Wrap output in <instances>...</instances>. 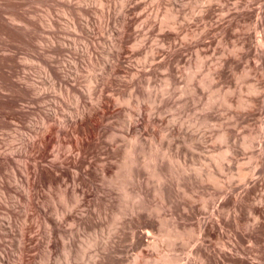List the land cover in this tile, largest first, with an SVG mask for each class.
<instances>
[{
  "label": "rangeland",
  "instance_id": "374dc122",
  "mask_svg": "<svg viewBox=\"0 0 264 264\" xmlns=\"http://www.w3.org/2000/svg\"><path fill=\"white\" fill-rule=\"evenodd\" d=\"M259 17L264 26V0H0V59H14L0 60V158L26 144L21 135H37L30 152L37 157L49 125L45 160L58 151L67 175L36 179L27 207L20 158L0 168V222H11L0 229V264H19L20 245L23 264H168L165 256L203 264L199 245L233 264L235 214L220 200L251 182L247 204L264 207ZM10 81L33 89L18 96ZM43 107L57 111L46 123ZM83 112L90 115L80 122ZM244 134L254 137L249 149ZM79 142H88L84 153ZM209 173L228 185L206 180ZM202 221L212 233L197 240ZM253 223L244 210L240 257L264 264ZM174 227L190 235L169 243Z\"/></svg>",
  "mask_w": 264,
  "mask_h": 264
},
{
  "label": "bare ground",
  "instance_id": "6f19581e",
  "mask_svg": "<svg viewBox=\"0 0 264 264\" xmlns=\"http://www.w3.org/2000/svg\"><path fill=\"white\" fill-rule=\"evenodd\" d=\"M211 9V8H210ZM249 10V9H248ZM242 12V11H241ZM247 13V12H246ZM253 13V11H252ZM260 13H263V11H261ZM256 14V12H255ZM209 15V14H208ZM243 15V14H242ZM171 16V15H169ZM167 17V16H166ZM258 17V16H257ZM219 21V20H218ZM224 21V20H223ZM163 24V23H162ZM217 24V23H216ZM256 24L260 29V35L257 37L258 39V47L257 50H259L261 53H263L264 50V26L262 23V18L259 17L256 20ZM255 24V25H256ZM50 27H52V25H49ZM164 26V25H163ZM218 26V25H217ZM224 26V25H223ZM127 28V27H124ZM164 28V27H163ZM52 29V28H51ZM166 29V28H165ZM164 29V30H165ZM127 30V29H126ZM124 31V30H123ZM162 33V32H161ZM164 34V32H163ZM195 35V34H194ZM243 36V35H242ZM196 37V36H195ZM161 39V38H160ZM251 41V40H250ZM241 42V41H240ZM241 48L243 49L244 47H246V42H242L241 44ZM172 48V47H171ZM240 48V46H239ZM238 49V48H237ZM165 50V49H164ZM173 51V50H172ZM243 51V50H242ZM256 51V50H255ZM239 52V50H238ZM254 52V51H253ZM233 54V53H232ZM243 54V53H242ZM255 55V53H254ZM163 58V57H162ZM237 58V57H236ZM239 58V57H238ZM258 59V58H257ZM1 61L4 62H9V64H13L14 63V59L13 57H3L2 59H0ZM161 60V59H160ZM239 60V59H238ZM221 63L223 64L224 62H226V59L220 60ZM3 63V62H2ZM4 64V63H3ZM221 64V66H222ZM13 66V65H12ZM220 66V67H221ZM14 69V68H13ZM164 69V68H163ZM57 70V69H56ZM61 71V70H60ZM59 71V72H60ZM4 72V71H3ZM9 72V71H8ZM219 72V71H218ZM217 72V73H218ZM63 73V72H62ZM5 74V73H4ZM12 74V73H11ZM50 76H54L56 78H60V77H64L61 76V74L59 75V73H57V71H50ZM65 78V77H64ZM61 78V79H64ZM5 80V79H4ZM54 80V79H53ZM56 80V79H55ZM9 81V80H8ZM7 85V84H6ZM25 85V84H24ZM9 89L8 91H10L11 93H15L18 96H23L26 93H30V90L33 89L31 86H24L21 87V85L17 84V83H13V82H9L8 84ZM39 90V89H38ZM37 92V90H35ZM35 91H33L35 93ZM250 93L252 94H256L257 90L255 88H251L249 89ZM39 92V91H38ZM37 92V94H38ZM32 93V92H31ZM41 93V92H40ZM36 94V93H35ZM43 94V93H42ZM14 95V94H13ZM31 95V94H30ZM40 95V94H38ZM35 97V96H34ZM33 97V98H34ZM32 98V99H33ZM37 98V97H36ZM259 99V97L257 96H252L249 97V99L246 102H240L239 106H249L252 103H254L255 101H257ZM4 100V99H3ZM38 100V99H37ZM34 101V100H33ZM41 101V100H40ZM162 102V101H161ZM228 102V101H226ZM230 103V102H229ZM1 104V103H0ZM44 104V103H43ZM227 105V104H226ZM11 106V105H10ZM45 106V105H44ZM40 107V106H39ZM50 108V107H49ZM13 109V108H12ZM54 109V108H52ZM50 110L47 108H44L41 110L42 114H43V122L46 123V119L48 117L51 116H55L56 115V110ZM15 110V109H14ZM93 110V109H92ZM19 111V110H18ZM56 111V112H55ZM20 112V111H19ZM20 115V114H19ZM90 115V113H85L83 112L80 118V122H85L88 119V116ZM54 118V117H53ZM50 119V118H49ZM54 120V119H53ZM79 120V119H78ZM57 122V121H56ZM77 122V121H76ZM59 124V123H58ZM82 124V123H81ZM128 124V123H127ZM133 124V123H132ZM78 125V124H77ZM130 127V125H128V128ZM137 129V128H136ZM51 130V127H49V125H45V127L43 128L42 132L39 134V144H38V151L37 154L38 156L35 157V155H31L30 152H32V148L34 146L35 143V137L32 136H25V135H21L22 136V140L26 141V144H22L21 147L19 148H9V153L7 155H5L2 159L0 158V168H10V166L12 165V163L14 162L15 158H20L21 160V165L19 168V172H20V177H22L25 180V201H26V205L27 207L33 206L34 204V199H33V189L35 187V180L38 178H49L51 180H57L60 176L62 175H66V171L64 170V168L61 166V154L57 151L54 155H53V159L51 161L45 160L46 157V149H47V144H48V138H47V133H49ZM22 133V132H20ZM226 133V132H225ZM239 133V131H238ZM264 133V132H263ZM228 134V133H227ZM227 134L222 135V138H225ZM24 136V137H23ZM138 136V135H137ZM161 136V135H160ZM165 139V138H164ZM227 139V138H225ZM224 140V139H223ZM254 140V137H252V135L250 134H244L243 138H242V146L244 149H249L251 147V144ZM89 141V140H88ZM264 141V140H263ZM79 142V146H80V150L81 153L85 152L87 143L86 142ZM77 144V143H76ZM263 145L261 147L262 150L264 151V142L262 143ZM36 146V145H35ZM35 148V147H34ZM32 150V151H31ZM35 150V149H34ZM229 149L226 148V151L224 153H229L228 152ZM35 152V151H34ZM223 153V154H224ZM33 154V153H32ZM227 155V154H225ZM163 156V155H162ZM64 158V157H63ZM223 158V157H222ZM37 159H41L40 161H38ZM149 161V160H147ZM126 162V161H124ZM78 163V158L74 159V167H76V164ZM131 167V166H130ZM88 169V168H87ZM220 171L223 173V168L220 167ZM220 174V173H219ZM31 175V178H30ZM202 177V176H201ZM247 174L243 173V172H239V179L241 180H246ZM226 180H228L227 177H225ZM78 179V178H77ZM201 179V178H200ZM206 180L212 182L213 184L220 186V187H224L226 185H228L227 181H221L219 179H217L214 174L209 173L208 175H206L205 177ZM75 180V178H74ZM253 180V179H252ZM251 180V181H252ZM207 181V182H208ZM261 182V181H260ZM230 183V182H229ZM253 183V182H252ZM262 183V182H261ZM244 184V183H243ZM246 184V183H245ZM250 183H248V185L240 192H238L235 196H233V198H231L230 196H228V192H226V197L223 200H220V204H221V208L222 209H229V207H232L230 209L233 210L235 216H234V223L232 226V237H233V241L235 242V244L237 245V247H234L236 252L239 254V256H236L235 258L232 257L231 261L233 264H254V262H248L247 260H244L240 257V254H244V251L239 247V242H238V237H237V230L240 228V214L246 210V212L248 213L249 216H252L253 218V225L251 227L252 231H254V229L256 230L257 234H250V238L252 240V243L255 244V246L257 247L258 251L260 252L261 256H264V207L262 206L261 201L258 202L257 204L254 203H248V201H250V197L249 195H251V189L255 186V184L252 185V187L249 186ZM240 186V185H239ZM78 187V186H77ZM263 187V186H262ZM261 187V188H262ZM229 188H232L231 186ZM243 188V187H242ZM226 189V188H225ZM239 189V187H233V189ZM263 194H264V187H263ZM127 192V191H126ZM122 193V201H121V205L119 206V212L120 213V209L124 206L125 202L127 201V199L129 198V194L128 193ZM161 192V191H160ZM261 192V191H260ZM224 194V193H223ZM121 196V195H120ZM158 196V195H157ZM225 196V195H224ZM257 196V195H256ZM83 197H79L77 195L74 196V202L75 204H79L81 202ZM255 198V197H254ZM262 198V197H261ZM256 199V198H255ZM259 200V199H258ZM206 202V201H205ZM253 202V201H252ZM264 204V203H263ZM203 207L206 208V204H203ZM217 208H215L216 210ZM214 210V211H215ZM204 211V210H203ZM218 211V210H217ZM221 211V210H220ZM223 211V210H222ZM226 211V210H225ZM138 212V211H137ZM213 213V211H212ZM232 213V212H231ZM220 214V213H219ZM63 216L60 217V219ZM117 217V214L115 215V218ZM229 218V217H228ZM7 219V218H6ZM219 220V219H218ZM59 221V220H58ZM10 220L7 219L5 221L0 222V229L4 230L5 229V224H10ZM161 223V222H160ZM220 224H225V222L223 223L222 221L219 222ZM197 225V224H196ZM220 226V225H219ZM249 226V225H248ZM9 227V225H8ZM224 227V226H223ZM247 227V226H246ZM7 228V227H6ZM215 228V227H214ZM23 231L24 229L22 228L20 230V236H23ZM191 231V230H190ZM189 231V232H190ZM243 231V230H242ZM241 231V232H242ZM7 232V231H6ZM142 232V231H141ZM1 233V232H0ZM9 233V232H8ZM193 233V232H192ZM212 233V226H210L208 223H206L205 221H202L199 225H198V238L197 240H201L202 237L204 236H211ZM221 233V232H220ZM150 234V233H149ZM4 235V233H3ZM190 234H188V231L186 232L185 230H179L177 227H174V229L172 231H168L167 234L164 236L165 240L168 241L169 243H173V241L175 240H183L185 237L189 236ZM140 236V234H139ZM146 236L148 237L149 235L146 233ZM218 236V234H217ZM218 238V237H217ZM237 238V239H236ZM244 238V237H243ZM164 239V238H163ZM146 240V239H145ZM179 240V241H180ZM250 241V240H249ZM200 242V241H199ZM91 242H87V244L89 245ZM201 244V243H200ZM150 246L152 248H157L158 244L156 242H152L150 243ZM195 246V245H194ZM222 247H225L226 244H221ZM233 247V246H232ZM193 249V248H192ZM244 249V248H243ZM220 251V250H219ZM248 252V251H247ZM24 247L22 245L19 246V260L20 263L19 264H23L22 263V256L24 255ZM147 253V252H146ZM213 251L209 250L208 248L204 247L203 245H199L198 247H196L195 249V254L197 255V257L203 262V264H222L220 261L216 260L213 256ZM145 256V255H144ZM143 257V256H142ZM259 257V256H258ZM148 258V257H147ZM143 259V258H142ZM151 259V258H150ZM149 259V260H150ZM178 258L175 257H168L165 256L164 260L168 263V264H175L177 263ZM0 260L4 261V257L0 256ZM145 260V259H144ZM155 262V261H154ZM151 261H147L145 262V264H151ZM231 264V263H230Z\"/></svg>",
  "mask_w": 264,
  "mask_h": 264
}]
</instances>
